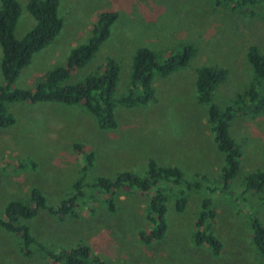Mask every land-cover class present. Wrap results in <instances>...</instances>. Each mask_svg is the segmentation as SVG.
Wrapping results in <instances>:
<instances>
[{"label": "rangeland", "instance_id": "obj_1", "mask_svg": "<svg viewBox=\"0 0 264 264\" xmlns=\"http://www.w3.org/2000/svg\"><path fill=\"white\" fill-rule=\"evenodd\" d=\"M20 12L14 36L21 38L34 24L25 9L26 0H16ZM62 27L46 47L32 55L20 70L14 86L31 89L44 73L67 62L72 47L84 43L99 13L113 11L109 34L93 56L63 81L72 84L98 72L106 58L118 65L113 98L127 92L129 67L136 48L144 46L162 61L186 45L192 53L177 70L152 78L153 99L125 107L115 104L116 127L100 129L81 104L58 102L8 103L14 118L0 128V217L9 201H27L29 190L38 189L45 204L55 206L71 195L80 177L85 155L91 166L82 177L86 195L77 217L56 216L39 210L24 223L29 233L52 252L87 245L103 264H262L250 237L251 217L264 225V192L242 191L245 175L264 171V108L255 115L238 116L228 134L240 150L239 167L224 191L208 192L224 164L207 122V104L197 99L195 70L201 66L225 68L211 102L226 106L248 87L252 70L245 58L249 45L264 54V3L253 13L247 7L232 8L215 0H58ZM2 76L0 74V84ZM81 145L75 150L74 145ZM157 165L177 166L185 181L196 174L206 177L199 188L188 190L184 181L166 190L162 238L144 243L139 232L147 230L145 207L148 195L121 190L113 196L109 211L88 183L97 176L112 177L119 171L144 175L147 160ZM162 187V185L158 184ZM182 190L186 204L174 207ZM153 189H151V192ZM215 210L212 234L221 250L212 254L205 244L192 238L194 222L204 197ZM19 234L0 227V264H54L37 244L22 254Z\"/></svg>", "mask_w": 264, "mask_h": 264}, {"label": "trees", "instance_id": "obj_2", "mask_svg": "<svg viewBox=\"0 0 264 264\" xmlns=\"http://www.w3.org/2000/svg\"><path fill=\"white\" fill-rule=\"evenodd\" d=\"M225 1L232 8L247 7L249 13L254 12L259 0H215L218 4ZM264 3V0H262ZM58 0H26L25 9L34 20L33 26L21 37L14 36V28L20 12L16 0H0V128L10 126L14 118L7 109L8 103L18 101L27 103L58 102L62 104H81L93 115L100 129L116 127L114 118L115 104L131 107L144 104L153 99L152 78L155 73L165 76L184 66L192 53V47L186 45L182 50L167 56L162 61L151 49L141 46L135 49L129 67L127 92L118 99L113 98L114 87L118 75V65L112 58H106L101 69L87 75L83 80L72 84L63 81L69 72L82 67L95 53L98 46L109 34V28L116 18L113 11L98 14L91 26L89 36L84 43L72 47L67 62L46 71L33 88L22 89L14 86L20 72L27 66L32 55L46 47L57 36L62 27V19L58 15ZM245 58L252 70V79L248 87L235 95L230 102L219 107L211 102L214 87L226 78L227 71L222 67L201 66L196 68L194 83L197 99L207 104V122L212 133V139L217 149L223 154L224 164L214 183L208 187V192L224 191L236 175L239 167L240 150L228 134L230 122L238 116L255 115L264 108V54L254 45H249ZM81 145L75 144V150H81ZM85 163L81 168L80 177L72 184L74 191L71 195L60 200L55 206H48L41 192L36 188L29 190L27 201H9L4 207V216L0 217V227L4 230L19 234L24 255L30 253L29 246L37 244L54 264H103V261L92 254L90 248L82 243L56 252L49 251L29 233L26 220L36 215L39 210L61 218L62 216L77 217L79 203L86 195L82 190V177L85 170L91 166V153L85 155ZM192 181H185L181 170L174 165H157L149 159L144 175L131 171H119L112 177L97 176L88 183L89 192H95L102 198L109 211L114 210L113 196L121 190L138 191L148 195L145 207V224L147 230L139 232L142 242L149 243L162 238L166 231L164 213L167 199V185H179L184 181L188 190L200 187L206 180L201 174L194 175ZM158 184L162 185L159 186ZM153 189V192H151ZM242 191L264 192V171H254L245 175ZM175 198V209L182 211L186 204L185 192L180 190ZM215 210L211 199L207 196L200 201V210L194 222L192 238L195 244L205 243L212 254L221 250L220 241L212 234L211 224ZM250 237L264 264V225L257 217H251Z\"/></svg>", "mask_w": 264, "mask_h": 264}, {"label": "crops", "instance_id": "obj_3", "mask_svg": "<svg viewBox=\"0 0 264 264\" xmlns=\"http://www.w3.org/2000/svg\"><path fill=\"white\" fill-rule=\"evenodd\" d=\"M58 5H59V3H58ZM57 35H58V34H57ZM0 74H1V73H0ZM1 84H2V83H1ZM1 84H0V85H1ZM7 109H8V108H7Z\"/></svg>", "mask_w": 264, "mask_h": 264}]
</instances>
